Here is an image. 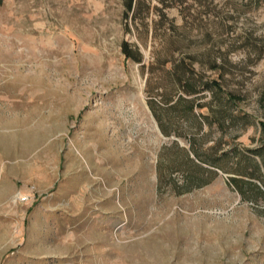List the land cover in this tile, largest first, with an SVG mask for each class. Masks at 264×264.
<instances>
[{
  "label": "rangeland",
  "instance_id": "obj_1",
  "mask_svg": "<svg viewBox=\"0 0 264 264\" xmlns=\"http://www.w3.org/2000/svg\"><path fill=\"white\" fill-rule=\"evenodd\" d=\"M129 1L1 0L0 264H264V0Z\"/></svg>",
  "mask_w": 264,
  "mask_h": 264
},
{
  "label": "trees",
  "instance_id": "obj_2",
  "mask_svg": "<svg viewBox=\"0 0 264 264\" xmlns=\"http://www.w3.org/2000/svg\"><path fill=\"white\" fill-rule=\"evenodd\" d=\"M0 3H1V0H0ZM131 5H132V0L129 1L128 7L130 8ZM123 52L125 53V55L127 57H133L135 59H139L140 53L137 50L135 52H132L131 50H128L126 44H124V46H123ZM218 88L220 89L219 86H218ZM228 98H229V100H233L234 99V97L231 94L228 95Z\"/></svg>",
  "mask_w": 264,
  "mask_h": 264
}]
</instances>
